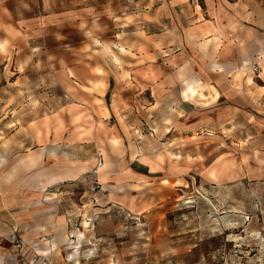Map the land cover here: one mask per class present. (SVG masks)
<instances>
[{
  "label": "crops",
  "instance_id": "1",
  "mask_svg": "<svg viewBox=\"0 0 264 264\" xmlns=\"http://www.w3.org/2000/svg\"><path fill=\"white\" fill-rule=\"evenodd\" d=\"M1 30L14 81L35 82V97L58 89L70 99L51 120L26 126L30 183L10 189L7 205L19 209L24 189L32 204L28 215L16 211L24 218L15 216L9 234L65 220L60 205L35 203L94 181L97 148L109 202L141 193L152 176L150 145L156 161H185L196 135L207 144L215 134L220 153L232 143L234 181L264 184V0H0ZM3 242L0 256L10 253Z\"/></svg>",
  "mask_w": 264,
  "mask_h": 264
},
{
  "label": "rangeland",
  "instance_id": "2",
  "mask_svg": "<svg viewBox=\"0 0 264 264\" xmlns=\"http://www.w3.org/2000/svg\"><path fill=\"white\" fill-rule=\"evenodd\" d=\"M13 61L14 52L1 30V239L9 235L11 225L17 220L16 211L22 208L20 211L26 213L32 204L30 191L24 189L23 201L17 203L19 209L7 205L9 198L15 196L13 192L10 194V189L30 183L25 157L32 148V140L26 126L41 118L51 120L56 108L69 106L70 100L59 97L58 89L50 91L48 96L43 91L46 95L43 98L35 97L33 94H41L35 82L25 84L18 78L14 81ZM40 103L45 105L43 112H33V105L37 104L38 108ZM80 117L79 114L74 117L77 125ZM149 128V131L143 128L140 133L153 131ZM210 136L207 144L194 136L191 147H186L192 154L180 156L181 159L186 156L185 161H156L154 152L158 147L150 145L147 162L152 176L141 183L139 195L129 193L123 203L109 202L111 192L98 177L105 164L97 148L95 180L91 182L99 184L95 191L89 189V181L87 185L86 181H75L63 185L66 193L44 194L40 203H35L36 208L58 204L66 215L65 220H52L49 227L36 224V234H32L28 225L10 234H25L24 240H42L36 247L51 253L57 264H264V184L234 181L232 143L225 144V151L220 153L216 135ZM148 156L139 158L144 160ZM43 214L45 210L38 211V215ZM50 240L56 242L53 251L46 246Z\"/></svg>",
  "mask_w": 264,
  "mask_h": 264
},
{
  "label": "built area",
  "instance_id": "3",
  "mask_svg": "<svg viewBox=\"0 0 264 264\" xmlns=\"http://www.w3.org/2000/svg\"><path fill=\"white\" fill-rule=\"evenodd\" d=\"M258 70L259 66L255 65L254 71L258 72ZM99 164H102V159L100 160ZM98 187V182H93L90 184L89 189L91 191H95ZM4 240H7L9 243L8 246L10 253L0 256V264H57L51 253H42L37 247L29 246V243L25 241L18 233L14 232L5 238H0V243H2Z\"/></svg>",
  "mask_w": 264,
  "mask_h": 264
},
{
  "label": "bare ground",
  "instance_id": "4",
  "mask_svg": "<svg viewBox=\"0 0 264 264\" xmlns=\"http://www.w3.org/2000/svg\"><path fill=\"white\" fill-rule=\"evenodd\" d=\"M193 82V81H192ZM188 85V84H187ZM190 85H191V82H190ZM192 86H195V85H192ZM192 88V87H191ZM195 90V89H194ZM100 171H102L101 169H100ZM48 248L47 249H49L50 251H53V249H55L56 248V242H54V241H52V240H50V243L49 244H47L46 245ZM40 252H42V250H40V249H38ZM42 253H44V252H42Z\"/></svg>",
  "mask_w": 264,
  "mask_h": 264
}]
</instances>
